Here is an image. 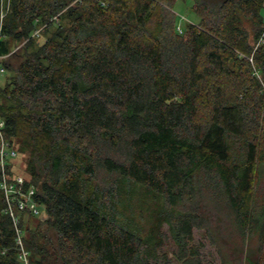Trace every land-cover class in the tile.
Here are the masks:
<instances>
[{
    "label": "trees",
    "instance_id": "trees-1",
    "mask_svg": "<svg viewBox=\"0 0 264 264\" xmlns=\"http://www.w3.org/2000/svg\"><path fill=\"white\" fill-rule=\"evenodd\" d=\"M178 1L0 0L32 264H264V0Z\"/></svg>",
    "mask_w": 264,
    "mask_h": 264
},
{
    "label": "built area",
    "instance_id": "built-area-1",
    "mask_svg": "<svg viewBox=\"0 0 264 264\" xmlns=\"http://www.w3.org/2000/svg\"><path fill=\"white\" fill-rule=\"evenodd\" d=\"M178 28L181 31V27ZM0 57H2L1 54ZM5 71V67L0 61V79ZM7 129L6 119L0 116V189L4 197L3 212L12 221L16 233L15 247L18 250V258L21 264H32L30 251L24 238V218L27 214L43 218L46 217L47 213L44 204L37 196L35 186L26 177L16 175L13 172L14 161L19 156V152L12 138L8 136Z\"/></svg>",
    "mask_w": 264,
    "mask_h": 264
},
{
    "label": "rangeland",
    "instance_id": "rangeland-1",
    "mask_svg": "<svg viewBox=\"0 0 264 264\" xmlns=\"http://www.w3.org/2000/svg\"><path fill=\"white\" fill-rule=\"evenodd\" d=\"M8 5H9V0H1V7L2 8H4V6L8 7ZM192 6H193L192 0H186V1L179 0L176 3V5L174 6L173 10L177 14V21L179 22L180 25H183V23H185L186 20L193 22V23H198L199 17L194 12ZM4 16H5V14L0 17V32H1V27H2V22H3ZM44 26L45 25L36 28V30L33 32V36L39 37L41 42L45 40V36L42 35V30L44 29ZM24 43L22 42L21 44H19L16 49L22 47V45H24ZM259 43H264V31H263L262 37L260 38ZM4 58H5V56L2 55V57H0V61H3ZM5 77H6V74L1 77L0 83L4 82ZM26 159H27V156L23 155V154L16 158V160L14 161V166H13L14 174L22 175L24 177H28V172L26 169ZM43 218H46V217H43ZM25 223H26V221L24 222V224ZM23 229H24V226H23ZM24 238H25V234H24ZM197 238H199L198 234H197Z\"/></svg>",
    "mask_w": 264,
    "mask_h": 264
}]
</instances>
